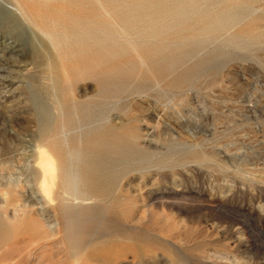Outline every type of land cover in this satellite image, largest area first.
I'll list each match as a JSON object with an SVG mask.
<instances>
[{"label":"rangeland","instance_id":"1","mask_svg":"<svg viewBox=\"0 0 264 264\" xmlns=\"http://www.w3.org/2000/svg\"><path fill=\"white\" fill-rule=\"evenodd\" d=\"M0 264H264V0H0Z\"/></svg>","mask_w":264,"mask_h":264},{"label":"bare ground","instance_id":"2","mask_svg":"<svg viewBox=\"0 0 264 264\" xmlns=\"http://www.w3.org/2000/svg\"><path fill=\"white\" fill-rule=\"evenodd\" d=\"M62 69H63V67H62ZM62 129L65 132V130H64L65 128H62ZM67 158L69 159V161L64 164L62 172H60L61 171L60 170L59 171L60 173L57 175V178H58L57 188L60 190L59 198L61 197L62 201H65V202L73 200L76 204L77 203H82L83 201L81 200V196H80L81 195V191H80V188H79L80 185H85V186L90 185L91 187H96L97 184H98V174H99V172H98L97 169L93 170L94 168H92V167L88 166V164H86V162L88 163V161H86L85 159L82 158V156H81V154H80V152L78 150L77 151H67ZM61 165H62V163H61ZM55 166H56V164H55ZM45 169H47V165L45 166ZM43 178H45V176ZM92 183H94V184L92 185Z\"/></svg>","mask_w":264,"mask_h":264}]
</instances>
